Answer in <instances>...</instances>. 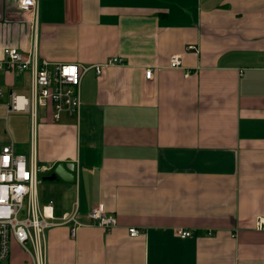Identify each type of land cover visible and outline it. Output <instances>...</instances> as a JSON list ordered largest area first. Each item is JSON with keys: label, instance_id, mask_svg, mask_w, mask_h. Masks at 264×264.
Listing matches in <instances>:
<instances>
[{"label": "crops", "instance_id": "0c3cea01", "mask_svg": "<svg viewBox=\"0 0 264 264\" xmlns=\"http://www.w3.org/2000/svg\"><path fill=\"white\" fill-rule=\"evenodd\" d=\"M34 27L0 0V50L91 67L78 117L54 121L48 106L0 118V139L7 128L40 168L41 212L83 224L74 238L70 224L47 229V264H264V0H39ZM0 87L2 117L11 93L34 94L33 74L3 71ZM97 204L117 218L110 232L91 225ZM11 259H26L16 244Z\"/></svg>", "mask_w": 264, "mask_h": 264}, {"label": "built area", "instance_id": "2783aa9c", "mask_svg": "<svg viewBox=\"0 0 264 264\" xmlns=\"http://www.w3.org/2000/svg\"><path fill=\"white\" fill-rule=\"evenodd\" d=\"M17 7L32 13L34 30L37 27L39 0H17ZM113 63H122L116 58L104 64L95 65L98 76L102 68ZM182 58L179 54H172L169 59L171 68H181ZM91 67L79 66L75 63H50L39 59L37 51L32 48L26 55L16 47H4L0 50V73L3 71L24 72L33 74L34 94L28 98L24 95L11 93L10 102L4 106L5 115L0 117L7 120L13 111H30L32 109L50 106L53 119L58 121L63 113L79 116L81 101V85L85 72ZM146 78L152 79V69L146 70ZM3 90L0 87V100ZM4 139H0V264H10L12 247L18 246L26 259L22 264H47L46 231L52 226L61 224L71 225V236L74 238L77 230L83 226L76 219V211L64 216L60 222H52L41 212L36 189L38 185L37 173L40 168L35 160H28L27 156L16 151L7 128L3 132ZM91 225L113 230L117 225V218L107 213L103 204H97L88 212ZM264 218L256 221V227L262 228ZM131 237L138 236L141 231L136 227L129 228ZM193 231L179 229L177 235L187 238ZM237 236V231L234 234Z\"/></svg>", "mask_w": 264, "mask_h": 264}, {"label": "water", "instance_id": "95a60500", "mask_svg": "<svg viewBox=\"0 0 264 264\" xmlns=\"http://www.w3.org/2000/svg\"><path fill=\"white\" fill-rule=\"evenodd\" d=\"M75 166L74 164L59 163L55 168V174L65 181H73Z\"/></svg>", "mask_w": 264, "mask_h": 264}, {"label": "rangeland", "instance_id": "374dc122", "mask_svg": "<svg viewBox=\"0 0 264 264\" xmlns=\"http://www.w3.org/2000/svg\"><path fill=\"white\" fill-rule=\"evenodd\" d=\"M1 115V114H0ZM7 122V121H6ZM12 122V123H11ZM16 121H9V127L11 128V130L13 131V135L15 136V139L18 140V139H22V141L26 140V126L24 123H21V122H18V123H15ZM14 126H18L17 127V131L14 129ZM18 134H16V133ZM21 141V142H22ZM27 141V140H26ZM25 143V142H24ZM27 143V142H26ZM12 263V259H10V264ZM7 264V263H6ZM9 264V263H8Z\"/></svg>", "mask_w": 264, "mask_h": 264}]
</instances>
